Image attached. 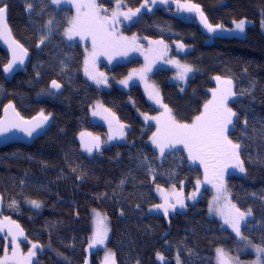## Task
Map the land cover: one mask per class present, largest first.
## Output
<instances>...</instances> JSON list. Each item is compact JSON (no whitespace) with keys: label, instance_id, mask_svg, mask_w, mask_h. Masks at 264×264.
Masks as SVG:
<instances>
[{"label":"trees","instance_id":"trees-1","mask_svg":"<svg viewBox=\"0 0 264 264\" xmlns=\"http://www.w3.org/2000/svg\"><path fill=\"white\" fill-rule=\"evenodd\" d=\"M121 1L128 9L143 3ZM191 3L199 5L213 26L231 27L240 20L251 26L243 37H215L208 43L206 31L195 21L174 15L172 9L154 8L143 13L128 33L189 49L184 55H173L193 68L185 89L169 82L171 70L160 69L151 75L162 103L181 123H191L200 115L214 88L213 78L233 81L236 95L230 108L237 115L228 137L240 145L245 172L234 175L229 171L224 178L232 203L241 211L252 210L242 228L243 238L264 247V34L259 30L264 22V0ZM0 6L7 7L10 32L29 55L25 69L7 81L2 74L7 56L0 49V114L12 104L24 119L43 112L51 122L43 136L29 145L0 148V213H12L10 219L27 237L21 240L40 245L34 264H85L88 258L97 264L95 255L86 253L94 230L92 210L107 217V245L115 264H175L176 257L181 264H214L217 248L231 253L238 250L234 236L209 218L206 192L197 203L167 217L147 213L160 204L164 193L159 189H178L183 184L188 193L202 173L188 164L182 151L159 158L150 147L154 128L144 125L137 112L155 115L158 111L140 87L124 92L111 85L106 92L84 80L81 46L61 37L72 11L55 9L50 0H0ZM42 36L47 38L38 47ZM138 64L131 61L107 73L117 81ZM53 80L63 88L62 94L49 90ZM97 102L128 131L124 142L87 157L80 151L78 135H108L105 125L90 122V109ZM33 200L41 207L33 208ZM13 201L14 207L10 206ZM158 253L163 259H157Z\"/></svg>","mask_w":264,"mask_h":264},{"label":"snow or ice","instance_id":"snow-or-ice-1","mask_svg":"<svg viewBox=\"0 0 264 264\" xmlns=\"http://www.w3.org/2000/svg\"><path fill=\"white\" fill-rule=\"evenodd\" d=\"M62 0H52L53 4H60ZM69 3H73V6L76 9V16L70 20V27L65 30V35L69 40L73 37L78 36L81 41L90 39L92 43V52L90 54L92 58V63H95L96 57L99 55H109L113 50L121 49L124 47L122 42L127 41V37L118 36L115 33V29L111 27L118 22V18L123 16L125 20H131L133 17L137 16L140 13L142 8L149 7V0L145 2L135 10L129 8L126 12L120 11L123 5L120 0H117L116 10L112 13V16L101 15V12H106V9H102L98 4L97 0H68ZM177 4V8L182 11L195 12L201 20V23L208 30V32H215L217 29H221L222 25L213 26L209 23L207 17L204 15L203 11L198 4L191 3V0H186L185 3H181L180 0H174ZM157 3V0H151V4ZM159 3L167 4L169 0H159ZM31 4L28 5V10H31ZM6 6H0V38L11 40V45H14L12 48V59L7 65L4 66V72H10L13 69V66L17 63L23 64L24 57L27 56V50L23 48L22 45L17 43L14 39L11 38L10 30L6 23ZM235 28L239 32H244L245 30V20H240L238 22L234 21ZM264 26V22H262ZM46 36L40 38V42L37 45L43 44ZM133 43H135V37H133ZM150 43H155L163 45V48L166 50L167 45L164 44L163 40L159 41H150ZM178 48L183 50L184 45L178 44ZM118 55H127V50L117 51ZM166 54V52L164 53ZM111 55L109 59L111 60ZM147 60V57H145ZM170 63L175 64L180 71L178 73V79H184V77L193 71V68L190 65L183 64L181 65L179 61H169ZM89 60L85 59V74L90 80H94L97 85L106 84L107 77L104 73H92L88 70ZM151 65H146L145 68L140 70H133V73H130L129 76L121 80L120 83L125 87L128 86L129 80L132 79L133 74L138 75L141 81H144L146 84V91L151 87L149 92V98L154 100L155 103L159 104L164 112L161 113L159 117H150L145 116V120H155L157 122V131L153 133L151 140L152 143L159 149L161 156L165 154V150L168 148H175L177 145H183V148L188 153V159L190 161L199 163L204 167L205 180L207 182H212L209 180V173L211 170L213 177L219 178V183H213V187L217 191V196L214 197L215 201H219L222 196H226L227 189L224 183V170L229 166L238 168L240 172H245L244 164L241 161L238 149L240 145L238 143H233L232 140L228 137L229 126L233 124V118L236 117L237 113L228 106V100L230 97L236 95L233 91V81L231 79L221 80V77H215L218 82V87L212 90V99L207 101L204 105V110L200 115L196 116L191 123H181L176 119L172 114V110L168 108L166 104H163L160 99V94L158 89L154 85H147V73L150 72ZM51 86L53 88L59 89L60 84L55 80L52 81ZM9 109L15 114V119L8 118ZM97 109H102L104 113H108L109 116H112L115 119L114 114L110 112L109 109L104 108L102 104L97 102ZM5 119L0 120V134L7 132L9 128H19L24 131L27 135L31 136L37 128L43 126L45 122L49 119L47 115H44L43 112L40 113L39 117L33 118L32 121H25L20 117L19 113L15 112L13 105L9 104L5 106ZM101 111H93V115H101ZM107 119V117H105ZM119 125L117 132V137H123V129L125 125L120 124L119 121H116ZM109 127L111 129V121H109ZM90 133H81V144L82 147L88 152L92 153L93 149L97 151L100 148L99 137H93V142H87L84 140V137ZM113 136H110L109 139H113ZM223 163L222 168H217L219 164ZM197 189H199L201 181L198 179L196 181ZM159 187V186H158ZM163 192V189H159ZM174 192L175 203H171L167 195L164 196V203L155 205L156 208L161 209L165 215L168 216L170 210H174L177 205L183 208L184 198L181 193ZM195 197V192L188 197V199H193ZM33 207L40 208L41 204L38 201H30ZM230 206V210L226 213L221 209L217 203L215 211L224 218V223L227 224L232 230L236 233L238 237H242L241 233V224L245 221L246 217L252 216V210L248 209L246 212L241 211L235 204H232L231 201L227 202ZM15 206V201L10 205ZM209 211H213L212 203L209 204ZM95 212V210H94ZM9 225H14L15 229L19 236L24 237L23 229L19 224H16L15 221L8 220L7 217L4 218ZM106 216H101L99 212H95L94 219V232L91 238L90 247L95 246L96 244H103L104 240L107 237V225H106ZM0 231H3V224H0ZM8 235L11 236V247L12 255H8V245H5V254L2 259H0V264H9L11 261L12 264H32L33 257L36 256V249L40 247L39 244L29 243L32 245L29 249L27 256H23L19 253L20 244L17 239V234L13 233L12 228L9 227ZM257 253V259L254 264H264V247L253 246ZM217 262L218 264H233V258L228 256L223 249H217ZM158 259H163L160 254H157ZM87 264V261H85ZM105 264H115L114 253H107L105 256ZM177 264H180L179 257H177ZM235 264H239L238 261H235Z\"/></svg>","mask_w":264,"mask_h":264},{"label":"rangeland","instance_id":"rangeland-1","mask_svg":"<svg viewBox=\"0 0 264 264\" xmlns=\"http://www.w3.org/2000/svg\"><path fill=\"white\" fill-rule=\"evenodd\" d=\"M51 4L55 9H70L72 11V15L69 19L72 20L75 16H76V9L73 6V3H69L68 0H62V2L60 4H53L52 0ZM98 4L101 6L102 9H106V12H101V15H107L109 17L112 16V13L116 10L117 7V0H104V3L102 2V0H97ZM110 4V6L107 5V3ZM121 4L123 5V7H121L120 11H124L126 12L128 10V8L125 7L124 3L120 0ZM145 2V0H143V3ZM142 3V4H143ZM181 3H185V2H181ZM149 7L151 8V11L148 10V8H142L140 13L137 14V16L133 17L131 20H125L123 18V16H120L118 18V22L115 23L114 25H112L111 27H113L115 29V33L118 36H123V37H127L128 40L122 42L124 44V47L121 49H117V50H113L112 52L109 53V55H111V60L109 59V55H99L98 57H96L95 59V63H92V58L90 56L91 52H92V43L90 39H86L84 41H81L80 38L78 36L73 37V39L69 40L67 38V36L65 35V30L68 29L70 27V23H68V26L66 27V29L63 31L61 37L64 39V41H66L67 43H71V44H77L80 45L83 51V66H82V76L84 78L85 81H87L90 85H92L96 90L98 91H109L111 88V85L115 86L117 89L127 92L128 89L132 86H138L141 89V92L143 93L146 101L155 109H157L158 113L155 115H147L150 117H159L161 116V113L164 112V109L157 103H155L154 100L149 98V92L152 90L151 87L148 88V91H146V84L144 81H141V79L139 78L138 75L133 74L132 79L129 80L128 86L125 87L123 84L120 83L121 80L126 79L130 73H133V70H140L146 67V65H151V71L147 73V85L152 86L154 85L156 89H158V87L155 85V83L152 81L151 79V75L153 74V72L160 70V69H167V70H171L173 71V74L170 77V83L171 84H175L178 85L180 87H182V89L186 88L187 82L190 78V74L191 72H189L184 79H178V73L180 71H182L181 69H179L175 64L170 63L169 61H178V59L175 56H181L186 54L189 49L187 48H183V50H181L180 48L177 47V45L179 43H174L173 45H167V49L165 50L163 48V45H159V44H155V43H150V41H158V40H148V39H143L140 38L138 36H136L135 34H129L128 30L129 27L143 14V13H151L152 10L154 8H162L165 9L166 11L170 12V10L173 12L174 15L179 16V17H183L185 16L187 19L189 18L190 20H193L196 22V24L201 27V29H203L204 31H206L207 35H208V39L207 42L211 43L213 41V38L215 37H243L244 32H239L236 28H235V23L232 24L231 27H222L221 29H217L215 32H208V30L204 27V25L201 23L200 17L195 13V12H187V11H182L179 10L177 8V4L174 2V0H169V3L167 4H163V3H159V0H157V3L155 4H151V0H149ZM135 10V9H133ZM246 21V20H245ZM251 26V22L246 21L245 24V29L247 27ZM259 30L262 34H264V26H262V23H260L259 25ZM245 31V30H244ZM133 37H135V43H133ZM17 42V41H16ZM165 44V43H164ZM127 50V55H118L116 54L117 51H124ZM166 52V54H164ZM6 54V53H5ZM7 56V55H6ZM145 57H147V60L145 59ZM89 60V64H88V70L92 73H104V75L107 77V83L106 84H100L97 85L95 83L94 80H90L88 78V76L85 74V59ZM8 60V59H7ZM131 61H139L140 64H138L136 67L131 68L127 75L125 77H123L122 79H119L117 81H112L113 78L111 76V74H108L107 71H110V69H112L113 67H116L118 65H123V64H127ZM180 63V62H179ZM181 64V63H180ZM182 65V64H181ZM222 80V79H221ZM213 84H214V88H212L210 90L209 93V100H211L212 97V90L216 89L218 87V82L216 81L215 78H213L212 80ZM159 91V89H158ZM234 91V90H233ZM160 94V93H159ZM161 99V98H160ZM235 96L230 97L228 100V106L230 107V104L234 101ZM101 104V103H100ZM204 110V106L202 108V111ZM93 111H101V115H93ZM201 111V112H202ZM138 117L140 118L141 122L146 125V126H152L154 128L153 133H155L157 131V122L155 120H145V116L146 114H141L137 112ZM105 117H107V119H105ZM109 121H111V129L109 127ZM117 119H113L112 116H109L108 113H104L102 109H97V103L90 109V122L93 125L98 124L99 122L103 125H105L106 129H107V136L105 135L104 137H100V136H95L93 134H91V136L86 135L84 137V140L87 142H93L92 138L93 137H99V141H100V148L97 151L96 149H93L92 153H88L81 144V136L80 134L77 137V142L80 146V151L87 157H92L95 154L99 153L104 147H107L109 145L115 144V143H122L125 140V136L126 133L128 131L127 127L125 126V128L123 129L124 135L123 137H119V138H115L117 137V132L119 129V125L117 124ZM120 123V122H119ZM122 124V123H120ZM124 125V124H123ZM232 130V125L229 126V132ZM152 133V135H153ZM151 135V137H152ZM110 136H113V139H109ZM151 137L149 139V145L150 147L158 154L159 158H163L166 154L171 153V152H175L177 150H180L183 152L185 158H187V162L190 166L192 167H197L198 169H200L201 173H202V177L201 179H199L201 181L200 187L199 189H197V184L196 182L193 185V189L190 190L188 193H185L184 190V185L182 184L180 186V188L175 189V192L181 193L183 198H184V207L181 208L179 207V205H177V207L174 210H170L169 213L173 212H180L182 211V209H184L187 205H193L195 203H197L203 196H204V192L207 193L208 198H207V213L209 218L215 219L217 222L220 223L221 228L225 229L227 231H229L235 238V241L238 245V250H236L235 252L231 253L228 249L224 248V247H219V249H223L225 253H227L228 256L233 258V264H235V261H238L239 264H254V262L257 259V253L255 251V248L250 244L248 241H246V239L238 237L236 235V233L232 230L231 227H229L227 224L224 223V218L221 217L216 211L215 208L217 206V203L219 205V207L221 209H223L226 213L230 210V206L228 205V201H231V197H230V193L228 191L227 188V181L224 178V183H225V187L227 189V194L226 196H222L221 199L217 202L214 200V197L217 196V191L216 189L213 187V183H219V178L218 177H213L211 170L209 173V180H211L212 182H207L205 180V172H204V167L199 163V161L193 162L190 161L188 159V153L187 151L183 148V145H177L175 148H168L165 150V154L163 156H161L159 149L152 143ZM223 167V163L219 164L217 166V168H222ZM231 171L233 172L234 175H242L243 172H240L238 168L232 167L231 166V162H229V166L224 170V176H226V174ZM195 192V197L193 199H188L189 196H191L193 193ZM163 196H161V202L160 204L164 203V196L167 195L169 198V201L171 203H175V199H174V192L173 189L171 190H164ZM212 203L213 205V211H209V204ZM232 203V201H231ZM233 204V203H232ZM27 205L24 204V208ZM31 206V205H29ZM34 208V207H33ZM95 212H99L98 210H95ZM95 212L94 210L91 211V217H93V219H95ZM100 213V212H99ZM147 213L148 214H162L164 215L163 211L161 209H158L156 207H152L147 209ZM101 214V213H100ZM172 214V213H171ZM12 216V213H7V214H2L0 213V224H3V231H0V259L3 258L4 254H5V245H8V255L11 256L12 255V247H11V236L8 235V230L9 227L12 228L11 225H9L7 223V221H5V217L8 218V220L10 221H15L10 219ZM101 216H103L101 214ZM250 216L246 217L245 221L242 222L241 224V233H242V228L243 226L246 224V222L249 220ZM16 222V221H15ZM106 225H107V229H108V223L106 220ZM93 224H94V220H93ZM93 230V229H92ZM93 232L92 231V236H93ZM91 236V238H92ZM243 237V236H242ZM21 236L18 235L17 233V239L18 242L20 244V249H19V253L22 254L23 256H27V253L29 251V249L31 248V244L29 242H25V240H21ZM91 238L89 240L88 246L86 248V253L90 254L93 253L95 255V261L97 262V264H105V256L107 253L112 251L109 249L108 245H107V241H108V236L106 237V239L104 240L103 244H96L95 246L90 247L91 244ZM27 248V250H25ZM218 249V248H217ZM216 249V250H217ZM215 250V254H214V264H218L217 262V252ZM95 251H100V253L96 254ZM248 256H251V258H248ZM158 259V257H157ZM160 260V259H158ZM36 261L35 257H33L32 260V264H34ZM9 264H12V262L10 261ZM87 264H91L90 262V258L87 259ZM175 264H177V257L175 259ZM181 264V262H180Z\"/></svg>","mask_w":264,"mask_h":264},{"label":"water","instance_id":"water-1","mask_svg":"<svg viewBox=\"0 0 264 264\" xmlns=\"http://www.w3.org/2000/svg\"><path fill=\"white\" fill-rule=\"evenodd\" d=\"M6 23H7V16H6ZM8 29H9V27H8ZM11 38L14 39L12 34H11ZM10 45H11V40L6 41L5 39L0 38V49H2L4 51V53H6L7 59H8L7 63L5 65H7L9 63V61L12 59V48L14 47V45H12L11 47H10ZM28 61H29V55L27 54V56L24 57V63L23 64H19V63L15 64L13 66V69L10 72H4V67H3L2 68L3 77L7 81H11L17 73H20L23 71V69L28 64ZM51 84H52V82L49 84V90L53 94L59 95V94L63 93V88L61 86L59 89H56V88H53L51 86ZM7 105H9V104H7ZM15 112H16V110H15ZM5 115L6 114H5V106H4L1 110L0 120H4ZM38 117H36V118H38ZM8 118L12 119V120L15 119V114L12 112L11 109H9V111H8ZM23 120L32 121L33 123H35V121H33V118L32 119H24L23 118ZM50 124H51V122L49 120H47V122H45L42 127L37 128L36 131H34L31 136L27 135L24 131H22L19 128H9V130L7 132L0 134V148H3L5 146L11 145V144L29 145L33 141H35L38 138H40L41 136H43V134L49 129Z\"/></svg>","mask_w":264,"mask_h":264},{"label":"bare ground","instance_id":"bare-ground-1","mask_svg":"<svg viewBox=\"0 0 264 264\" xmlns=\"http://www.w3.org/2000/svg\"><path fill=\"white\" fill-rule=\"evenodd\" d=\"M24 69H25V68H24ZM24 69H23V70H24ZM59 95H60V94H59Z\"/></svg>","mask_w":264,"mask_h":264}]
</instances>
